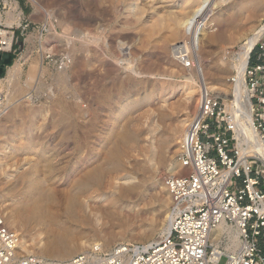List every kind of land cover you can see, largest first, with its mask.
Listing matches in <instances>:
<instances>
[{"label":"rangeland","instance_id":"obj_1","mask_svg":"<svg viewBox=\"0 0 264 264\" xmlns=\"http://www.w3.org/2000/svg\"><path fill=\"white\" fill-rule=\"evenodd\" d=\"M235 1L222 16L216 13L217 5L210 11L212 17H217L209 22V31L216 38L201 41L199 56L204 74L201 79L194 77L193 82L195 96L204 81L220 98L226 113L227 105L235 100L229 81L234 71L229 63L234 62L245 38L264 24V0ZM196 3L197 0L193 4L187 0H0V30H6V26L9 33L13 32L11 49L0 52L12 56L0 76V93L5 96L0 113V215L25 240L32 255L43 258L39 252L46 241V230L34 224L30 228L17 223L12 226L15 203L26 200L32 188L53 189L51 209L63 215L60 203L63 193L71 189L70 181L102 162L105 147L125 121L139 141L124 147L123 159L127 169L130 167L128 171L139 177L144 173L143 177L149 178L144 193L148 222L158 228L165 225L170 205L165 179L185 171L176 159L180 143L178 140L171 148H164L167 163L156 167L150 147L174 124L190 119L197 110V101L188 107L185 100L189 67L166 47H180L182 40L189 37L182 23L192 17L199 6ZM13 7L22 11L20 16ZM194 22L200 29L203 20L195 18ZM20 25H26L25 29ZM174 30L178 32L176 36L172 35ZM254 56L255 52L251 63ZM15 62L21 64L20 70L7 74ZM158 117L165 120L161 122ZM257 134L264 139V134ZM252 153L247 155L258 157ZM141 164L149 166L142 175L136 172ZM115 175L105 173L102 186L92 187L83 196L89 210H79L77 214L84 215L80 217L90 226L66 225L74 232L71 247L79 248L84 242L72 257L93 245L109 250L117 243L144 244L157 236L128 226L134 214V199L128 207L118 193L112 194L107 181Z\"/></svg>","mask_w":264,"mask_h":264},{"label":"built area","instance_id":"obj_2","mask_svg":"<svg viewBox=\"0 0 264 264\" xmlns=\"http://www.w3.org/2000/svg\"><path fill=\"white\" fill-rule=\"evenodd\" d=\"M14 12H20L13 9ZM19 15V16H20ZM18 16V17H19ZM26 25H20L22 30ZM2 32L11 35L7 30ZM1 35V32H0ZM0 43V52L5 50ZM11 44L6 50H10ZM255 52L254 63L251 55ZM190 66L188 53L178 54ZM244 84L253 108L254 130L264 134V32L252 48ZM5 96L0 93V113ZM185 173L168 176V231L144 244L117 243L109 250L93 245L68 260L21 255L19 235L0 215V264H264V168L258 157H242L232 115L202 81L197 112L187 124L176 155ZM260 162V165L258 164ZM224 224L238 235L227 253L224 235L215 247L211 232Z\"/></svg>","mask_w":264,"mask_h":264},{"label":"bare ground","instance_id":"obj_3","mask_svg":"<svg viewBox=\"0 0 264 264\" xmlns=\"http://www.w3.org/2000/svg\"><path fill=\"white\" fill-rule=\"evenodd\" d=\"M187 1L190 4H193L195 0H187ZM234 1L235 0H197L196 5L198 4L199 6L192 12V17L188 18L187 20L183 21V23H182V26H184L185 31H189V37L187 39L184 38L182 40L183 45H181L180 47H177L176 46L177 44L173 45L172 47L169 45L166 46L170 50H174V53L177 55L180 53H183V52L188 53V59H190V61H191L190 62L191 67L189 66V73L185 77L186 82H185V89H184L185 98H186L185 100L188 104V107H189V105H192L193 101H197L195 103L194 107L198 108V103H199V95L197 94L198 97L195 96L197 89H196L193 82H194V77L201 79V77H203V74H204L203 69L200 65V57H201V56H199V52H200L199 49L201 47L200 43H201V41H204L205 39H207V41L209 42L210 39L213 38V40H214V38H216L215 35H213L211 33L212 28L210 29L211 31H209V28L211 26V24L209 22L213 18L217 19V17L216 16L212 17V15H210V11H214L215 10L214 5H217L218 10L216 13L217 14L219 13L218 15L222 16L229 10V8L232 7L231 3H233ZM234 4H236V3H234ZM14 7H16V6H14ZM18 15H20V12H18ZM206 16H209V17L207 18ZM239 16H241V15H239ZM10 18H13V17L10 16ZM195 18H201V20H203V23L201 24L200 29H197L195 27L196 26L195 25L196 22H194ZM231 18H233V17H231ZM204 20H206V21L204 22ZM252 24H254V23H252ZM260 25H261V23H260ZM251 26H253V25H251ZM249 30H250V28H249ZM249 30H247V32H249ZM215 31H217V30H215ZM236 31H238V29ZM251 31H252V28H251ZM209 32L211 33L210 35H209ZM263 32H264V24L261 25L260 27L256 28L255 30H253V32L245 38V42L240 46L241 51L233 59L234 62L230 61L231 63H229L230 68L234 71V73L230 76L231 78L229 81H232L231 92L235 95V100H234V102H230L227 105V109L226 108L225 109L227 110V112H230V114L232 115V120H233L234 127H235V137L237 139L238 147H239V150L241 152L242 157H244V159H245V157L248 156L247 155L248 152L249 153L253 152L256 156L260 157L263 160V168H264V139L261 138L260 135H258L256 133V131L254 130V127H253V108H252V105L250 102L248 90L244 84V73H245V68L248 64L250 52H251L252 48L254 47V45L256 44V42L262 36ZM177 33H178L177 30H174L172 35L176 36ZM1 34H2V37L0 39V43L3 44L2 47L4 49H7L11 44L12 36L11 35L9 36V35H7V33L2 32V31H1ZM27 38H29V37H27ZM239 40H241V39H239ZM235 42H237L236 39H235ZM26 43H27V41H26ZM238 44H239V42H238ZM175 49H177V51H175ZM226 54H227L226 52H223V55H226ZM177 55L175 56V58L180 61V56H177ZM20 65H21L20 63L15 62L12 66L9 67L7 74L10 72H15V71L20 70V67H19ZM37 67H38L37 71L38 72L41 71V62H39ZM218 67H220V66H218ZM211 69L213 70L212 67H211ZM215 69H217V73H218V68H215ZM215 69H214V71L216 72ZM221 71H224V70L220 69V72ZM213 74H215V73H213ZM221 76H223V75H221ZM34 78H32V79L36 80ZM30 81L32 82V80H30ZM26 94L29 96V92ZM185 110H187V109H185ZM196 112H197V110L195 109L194 114L192 113L193 114L192 117L191 116H190L191 118L188 117L190 119L184 118V119L180 120V122L177 120L179 123L177 125L174 124V126L172 128H170V130L168 131V133L166 135L164 134L163 136H161L162 138H159L156 141V143L153 141L154 143L152 144V147H150L151 148V154L150 155H151V157H153L155 159V162H154L155 167H156V165L163 164L166 161V158L163 159L164 148H171L172 146L176 145L178 140L180 143V141L183 137V134L185 132L187 124L190 122V120L193 118V116L195 115ZM159 119H161V118H159ZM163 119H161V122H163L165 120V119L164 120ZM175 123H177V122H175ZM152 132H155V130L154 131L152 130ZM153 135H155V134H153ZM153 135H151V136L153 137ZM158 135H157V137H158ZM160 135H162V134H160ZM152 137L150 139L154 140ZM157 137H156V139H157ZM111 139L112 140H111L110 144L107 145V147H105V149H104L105 153H104V156L102 158V162L100 164L94 165L93 167L87 168L81 176H79L78 178H75L73 181H70V182H73L71 189H68L63 193L61 203L59 202L61 207H62L63 215L61 213H60L61 215L55 214V213H53V211L51 209V205L53 204L54 198H55L54 197L55 193H53V191H54L53 189H52L53 190L52 191L51 189L47 188V190L44 191L43 189L32 188L30 190L31 194L26 200H24L22 203H18V202L22 201V200H18V202H16L17 204L14 202L15 206L13 209H15L16 213L14 212L12 214L13 216L11 215V218L15 219V220L11 219L12 220V226L15 227L16 223H17V226L24 225L27 228H30L29 227L30 224H31V226L34 224V226H36L37 229L39 228L38 225L44 226V228L46 230L45 234H47L45 237L46 241H45L44 245L40 248V252H39L43 258L48 257L49 259L62 261V260L71 259L70 257H72V255L75 254L76 251H79V248L82 247L84 242L82 241L80 243L79 248L76 246V244H75V246H76L75 248L71 247L69 244V241H70L71 236L74 235V232H73V228L71 229L70 227H67L66 225L67 224L73 225V226L77 225V226H81V227H83V226L87 227L89 225V223L86 222L84 218H82L84 215L82 216V215L77 214V212L79 210H81L84 213H86L87 210H89L88 209V203L85 200L86 198H83V196H85L87 194V192H89V190L92 187L100 186L102 184L104 174L109 173V172L116 174L115 177H111L107 181L108 187L113 190L112 194L118 193V195L120 196V200H122L123 203H125L128 207L130 205L128 202L130 200L134 199L133 202L131 203L134 214H133V217L131 216L132 220H130L131 222L128 223V226L129 225L135 226V227L139 228L142 233H146V234L151 235V236L154 234L157 235L156 237L152 238L151 241L157 240L159 237L163 236L168 231V220H166L164 226H162L161 228L160 227L158 228L156 225H152L150 222H148V219L146 218L147 216H145L146 215L145 212L148 209V205L145 202L147 199L145 198L144 193L146 190V188H145L146 187V181H148L147 179H149V178H147V179L144 178L143 177L144 173L142 175V171H143V169L144 170L149 169V166H147V165L143 166V164H141L142 168L141 167L136 168V172H141L140 175H142V176L139 177V176L134 175L132 173V171L131 172L128 171V169L130 167L127 169V164L123 159L124 147H126L128 144H130V142H136L138 140V137L134 134V132H132L129 129L128 122L125 121L124 123L119 124L118 130L115 132V134L112 136ZM249 156H251V155H249ZM165 163H167V162H165ZM175 167H177V166H175ZM175 167H172V169L176 170ZM170 170H171V168H170ZM121 172H124V173H121ZM176 172H178V169ZM184 172L185 171L178 173V174H182ZM119 173H121V174L118 175ZM173 173H175V172H172V174ZM169 176H171V175H169ZM145 177H147V176H145ZM144 198H145V200H144ZM9 216L10 215H8V218H9ZM80 216H82V217H80ZM152 217L153 216H151V218ZM85 218H86V216H85ZM11 220L9 219V221H11ZM17 228H19V227H17ZM22 228H23V226H22ZM37 229H35V230H37ZM139 229H138V232H139ZM29 231H30V229H29ZM39 231H40L39 234H42L41 230H38V232ZM223 235L225 237L224 248H225L226 252L227 253H233L238 247V235L234 229L227 228L224 224H220L212 230L211 235H210V240H211L212 245L216 247L218 245V240ZM72 240L73 239L71 238V242H72ZM72 244L74 245V243H72ZM77 245H78V243H77ZM18 249L20 250V252L22 251V253H25V255L26 254L29 255L32 253L31 249H28V246H27L25 240H21V239L19 240Z\"/></svg>","mask_w":264,"mask_h":264},{"label":"water","instance_id":"obj_4","mask_svg":"<svg viewBox=\"0 0 264 264\" xmlns=\"http://www.w3.org/2000/svg\"><path fill=\"white\" fill-rule=\"evenodd\" d=\"M11 57V55H8L7 57L2 58V54L0 53V61H2V66H0V76L4 73L3 65H8L11 63Z\"/></svg>","mask_w":264,"mask_h":264},{"label":"flooded vegetation","instance_id":"obj_5","mask_svg":"<svg viewBox=\"0 0 264 264\" xmlns=\"http://www.w3.org/2000/svg\"><path fill=\"white\" fill-rule=\"evenodd\" d=\"M8 56V54H2V58H5V57H7ZM0 66H2V61H0ZM5 65H3V67H4Z\"/></svg>","mask_w":264,"mask_h":264}]
</instances>
